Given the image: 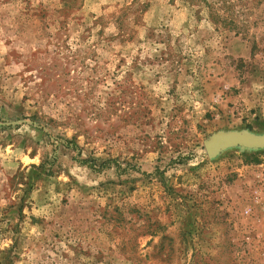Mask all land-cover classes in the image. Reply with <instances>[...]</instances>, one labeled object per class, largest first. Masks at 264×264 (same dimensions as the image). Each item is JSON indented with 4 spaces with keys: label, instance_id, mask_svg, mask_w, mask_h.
Returning a JSON list of instances; mask_svg holds the SVG:
<instances>
[{
    "label": "rangeland",
    "instance_id": "374dc122",
    "mask_svg": "<svg viewBox=\"0 0 264 264\" xmlns=\"http://www.w3.org/2000/svg\"><path fill=\"white\" fill-rule=\"evenodd\" d=\"M0 0V264H264V0ZM218 28V29H217Z\"/></svg>",
    "mask_w": 264,
    "mask_h": 264
},
{
    "label": "water",
    "instance_id": "95a60500",
    "mask_svg": "<svg viewBox=\"0 0 264 264\" xmlns=\"http://www.w3.org/2000/svg\"><path fill=\"white\" fill-rule=\"evenodd\" d=\"M205 155L214 159L227 149L239 151L264 150V133L253 134L247 131L217 132L203 143Z\"/></svg>",
    "mask_w": 264,
    "mask_h": 264
},
{
    "label": "trees",
    "instance_id": "16d2710c",
    "mask_svg": "<svg viewBox=\"0 0 264 264\" xmlns=\"http://www.w3.org/2000/svg\"><path fill=\"white\" fill-rule=\"evenodd\" d=\"M205 7L209 19L218 28L234 32L235 35L246 31L244 23L238 22L239 18L237 11H235V3L231 0H217L215 3L205 2Z\"/></svg>",
    "mask_w": 264,
    "mask_h": 264
}]
</instances>
